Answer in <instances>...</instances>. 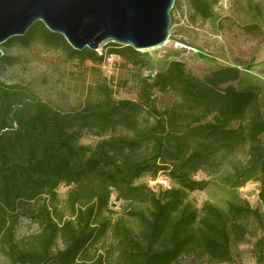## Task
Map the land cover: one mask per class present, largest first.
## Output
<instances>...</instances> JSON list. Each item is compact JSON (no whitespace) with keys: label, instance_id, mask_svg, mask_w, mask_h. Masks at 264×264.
I'll use <instances>...</instances> for the list:
<instances>
[{"label":"trees","instance_id":"obj_1","mask_svg":"<svg viewBox=\"0 0 264 264\" xmlns=\"http://www.w3.org/2000/svg\"><path fill=\"white\" fill-rule=\"evenodd\" d=\"M186 1L197 18L214 19L215 0ZM35 39L65 49L71 61L103 62L42 23L5 46ZM109 46L126 64L148 68L133 48ZM10 62L3 56L0 68ZM118 87L104 81L64 112L27 87L0 81V257L11 264H90L111 236L96 264H233L234 247L249 234L245 220L264 229L262 216L239 200L198 209L190 195L213 181L232 194L257 181L264 205V82L239 66L199 78L176 59L138 78L134 100L118 99ZM85 138L96 142L83 145ZM117 203L130 225L106 218ZM23 222L39 232L19 239ZM257 254L263 262L261 240Z\"/></svg>","mask_w":264,"mask_h":264},{"label":"rangeland","instance_id":"obj_2","mask_svg":"<svg viewBox=\"0 0 264 264\" xmlns=\"http://www.w3.org/2000/svg\"><path fill=\"white\" fill-rule=\"evenodd\" d=\"M175 4L177 8L172 11L175 24L171 26V39L163 51L141 52L148 68H134L122 59L116 80L109 83L123 86L118 87L121 88L117 90L118 99H136V80L141 76L145 78L157 74L166 67L168 60L176 59L186 65L190 74L199 78L221 68L239 66L251 68L253 76L264 82V0H215L214 19L207 21L189 12L186 0H176ZM109 47L111 50L117 49ZM0 50L3 56L11 60L0 68L1 82L27 87L44 102L64 112L77 109L89 97L92 89L104 81L108 83L100 65L89 61L84 64L71 61L65 49L50 48L40 39L33 40L27 47L18 43L10 47L4 44ZM173 50H179L177 56L170 55ZM95 142L93 138L82 140L83 145ZM197 179L210 180L203 174H199ZM143 183H148V179ZM59 195L64 201L67 189L62 187ZM190 200L198 209L206 203L224 209L230 201L247 202L264 221V205L260 200V184L257 181L248 183L236 194L229 193L226 187L213 181L205 192L191 194ZM124 209V204L117 203L105 216L113 224L122 219L130 225ZM245 224L249 234L243 244L234 247L233 264H264L257 254V242H264V229H260L253 219L245 220ZM38 232L37 226L23 222L18 229V238H29ZM111 243L109 236L98 247L90 264H96L100 256L107 255L106 249ZM0 264L11 263L0 257Z\"/></svg>","mask_w":264,"mask_h":264},{"label":"water","instance_id":"obj_3","mask_svg":"<svg viewBox=\"0 0 264 264\" xmlns=\"http://www.w3.org/2000/svg\"><path fill=\"white\" fill-rule=\"evenodd\" d=\"M176 0H0V46L42 23L75 51L102 44L157 50L170 40ZM3 53L0 50V59Z\"/></svg>","mask_w":264,"mask_h":264},{"label":"built area","instance_id":"obj_4","mask_svg":"<svg viewBox=\"0 0 264 264\" xmlns=\"http://www.w3.org/2000/svg\"><path fill=\"white\" fill-rule=\"evenodd\" d=\"M112 42H107L105 44H102L95 53L103 58V62L100 66L104 78L110 83L116 80L119 66L122 63V58L110 51L109 44ZM158 183H160L166 190L171 189V185L167 180H160Z\"/></svg>","mask_w":264,"mask_h":264}]
</instances>
